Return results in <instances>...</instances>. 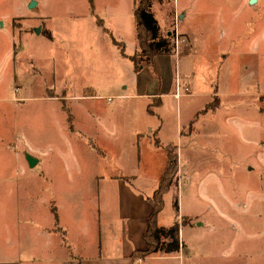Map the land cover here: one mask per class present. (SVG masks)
I'll return each mask as SVG.
<instances>
[{"label":"rangeland","instance_id":"obj_1","mask_svg":"<svg viewBox=\"0 0 264 264\" xmlns=\"http://www.w3.org/2000/svg\"><path fill=\"white\" fill-rule=\"evenodd\" d=\"M35 1L37 4L28 8L31 0H0V155L19 152L11 135L38 138L36 133L42 130L44 121L52 118L50 103L55 101H43L39 95L52 91L68 96L89 82L100 100L113 105L119 99L108 87L109 82L123 89L115 83L118 75L111 68L113 57L118 55L116 45L103 29L121 40L119 28L107 19L110 8L116 7L115 1L121 0H93L92 9L89 0ZM172 1L153 2L161 24L163 11ZM179 1L191 11L180 23V30H187L188 39L194 40L190 44L195 54L194 78L199 83L207 74L218 79L220 104L203 131L197 124L198 130L194 126L190 133L185 127L177 129L180 112L191 104L189 97L179 103L174 99L172 103L164 101L161 107L151 104L160 116L163 134L158 146L149 145L152 149L145 150L146 155H152L155 165L153 151L158 147L161 154L166 152L164 146L174 145L182 172L177 171V185L164 195L160 221L165 223L168 215L175 214L172 205L176 197L178 212L189 217L185 218L189 223L180 226L181 264H264V112H260L264 97H259L264 93V66L260 65L264 60L260 61L258 53L250 48L259 32L264 39V1L255 7L248 6L246 0ZM37 18L45 22L38 26ZM241 32L246 34L247 56L239 51L241 38L244 40L239 38ZM173 51L181 55L186 48L181 46L176 52L173 47ZM100 52L104 74H89L88 66ZM201 53L205 56L202 59ZM121 61L119 72L126 80L131 62ZM63 63L64 70L60 69ZM204 63L210 68H203ZM135 107L139 113L140 106ZM208 142L217 149H209Z\"/></svg>","mask_w":264,"mask_h":264},{"label":"crops","instance_id":"obj_2","mask_svg":"<svg viewBox=\"0 0 264 264\" xmlns=\"http://www.w3.org/2000/svg\"><path fill=\"white\" fill-rule=\"evenodd\" d=\"M247 1L248 6L255 7L264 0ZM133 2L115 1L116 7L110 8L111 14L107 17L111 26L119 28V42L125 53L121 54L112 41V33L106 31L118 54L114 56L110 49L114 56L111 68L118 75L115 83L123 89L110 85L112 81L108 87L115 90L114 95L119 101L112 105L100 100L89 88V82L68 96L49 90L39 96L43 101H55L50 103L52 118L44 121L42 130L36 133L38 138L29 140L11 135L12 144L20 153L0 155V163L6 162L0 164V264H181L180 248L176 253L136 254L148 246L143 239L152 212L148 198L157 188L166 164V152L159 154L158 147L153 151L156 152L155 165L152 155H146V151L152 149L149 145H155L163 134L160 116L155 114L151 104L161 107L164 101L172 103L174 99L179 103L181 98L189 97L191 104L184 113L180 112L181 123L177 129L185 127L190 133V129L198 124L201 132L218 111L220 84L210 74L200 83L194 78L195 54L190 45L194 40L188 39L187 30H180V23L191 15V11L179 0H173L163 11V25L153 9L154 0L151 9L161 33L170 35L175 24L178 25L181 37L187 42L186 52L181 55L157 54L151 68L142 66L134 71L126 56L138 50ZM37 19L38 26L45 22ZM262 33H258L257 40L250 46L258 53L260 61L264 60ZM240 37L244 40L241 38L239 51L247 56L246 34L241 32ZM100 56L101 52L95 63L88 66L89 74L95 71L104 74ZM204 57L201 53V59ZM122 58L131 62L127 81L119 72ZM241 59V65L245 66V58ZM260 65L263 67L264 63ZM123 66L128 69L126 63ZM65 67L66 63H63L60 69ZM202 67L210 68L206 63ZM101 82L104 83L103 78ZM176 82L181 87L188 86L187 93L181 90L176 96ZM128 88L129 92L125 93ZM259 97H264V93ZM133 106H140L139 113ZM260 110L264 112V108ZM39 143L41 146H36ZM44 143L47 146L44 147ZM213 144L208 142L206 146L216 150ZM27 154L35 160L33 166H29ZM15 167L18 170H13ZM28 169L35 171L28 172ZM179 172L182 175L181 170ZM161 211L156 223L171 225L175 215H168L162 223ZM182 218L189 220L188 216L178 212L176 219L180 226L183 225Z\"/></svg>","mask_w":264,"mask_h":264},{"label":"trees","instance_id":"obj_3","mask_svg":"<svg viewBox=\"0 0 264 264\" xmlns=\"http://www.w3.org/2000/svg\"><path fill=\"white\" fill-rule=\"evenodd\" d=\"M152 1L153 0H134L133 2L138 50L126 56L131 60L134 71H138L142 66L151 68L153 58L156 57L157 54L171 55L174 52V44L171 40V35L163 34L160 31V26L151 9ZM92 3L93 0H89L90 9H92ZM98 23L102 24L100 19ZM104 30L108 31L105 27ZM112 41L118 46L121 54L124 55L123 44L116 41L113 36ZM158 143L159 140L157 139L155 145L158 146ZM164 147L166 150V164L159 176L160 179L157 188L148 198L151 203L152 212L148 217V227L143 236L148 246L145 251L136 253L141 256L155 252L176 253L182 246V241L179 236L180 223L176 219L179 209L176 197L172 205L173 208H175V220L172 224L165 226L156 223L157 215L162 210L164 204V195L177 185L176 174L178 171V155L176 147L169 144ZM185 222L186 220L182 218L181 223L184 224Z\"/></svg>","mask_w":264,"mask_h":264},{"label":"built area","instance_id":"obj_4","mask_svg":"<svg viewBox=\"0 0 264 264\" xmlns=\"http://www.w3.org/2000/svg\"><path fill=\"white\" fill-rule=\"evenodd\" d=\"M171 35H172V40H173V44H174V49L175 51L177 52L181 46L186 47V40L183 39L178 31V25L175 24L172 32H171ZM176 85H177V88H176V92H175V95L176 96H179L181 94V90H183L184 93H187V91L189 90V87H181V85H179L178 82H176Z\"/></svg>","mask_w":264,"mask_h":264},{"label":"water","instance_id":"obj_5","mask_svg":"<svg viewBox=\"0 0 264 264\" xmlns=\"http://www.w3.org/2000/svg\"><path fill=\"white\" fill-rule=\"evenodd\" d=\"M254 0H250V2H253ZM35 0H31V2L28 4V8H32V6L35 4ZM38 29V28H37ZM26 159L29 162V166H33L35 160L30 156V155H26Z\"/></svg>","mask_w":264,"mask_h":264}]
</instances>
